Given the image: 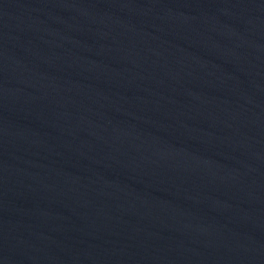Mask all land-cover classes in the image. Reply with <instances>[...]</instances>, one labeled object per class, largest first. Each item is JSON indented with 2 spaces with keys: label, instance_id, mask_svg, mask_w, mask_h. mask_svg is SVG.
Returning a JSON list of instances; mask_svg holds the SVG:
<instances>
[{
  "label": "water",
  "instance_id": "95a60500",
  "mask_svg": "<svg viewBox=\"0 0 264 264\" xmlns=\"http://www.w3.org/2000/svg\"><path fill=\"white\" fill-rule=\"evenodd\" d=\"M0 264H264V0H0Z\"/></svg>",
  "mask_w": 264,
  "mask_h": 264
}]
</instances>
